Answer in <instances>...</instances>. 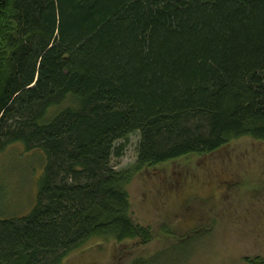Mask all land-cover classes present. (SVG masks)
I'll use <instances>...</instances> for the list:
<instances>
[{"label": "trees", "instance_id": "obj_1", "mask_svg": "<svg viewBox=\"0 0 264 264\" xmlns=\"http://www.w3.org/2000/svg\"><path fill=\"white\" fill-rule=\"evenodd\" d=\"M135 134L136 163L117 171ZM242 139L264 143V0H0V157L44 155L30 213L4 218L0 202V264L149 244L135 177ZM207 183L215 200L231 186Z\"/></svg>", "mask_w": 264, "mask_h": 264}, {"label": "rangeland", "instance_id": "obj_2", "mask_svg": "<svg viewBox=\"0 0 264 264\" xmlns=\"http://www.w3.org/2000/svg\"><path fill=\"white\" fill-rule=\"evenodd\" d=\"M139 141V134L128 138L123 157L113 160L117 171L134 166ZM36 153L18 144L0 157L2 217L22 216L34 207L44 166V155ZM201 161L165 163L135 177L129 188L132 216L153 229L149 244L95 238L63 264H251L264 258V199L260 207L251 199L264 196V143L242 139ZM223 178L231 186L221 199L197 187L201 181L214 187ZM188 193L209 197L208 205L185 203Z\"/></svg>", "mask_w": 264, "mask_h": 264}]
</instances>
